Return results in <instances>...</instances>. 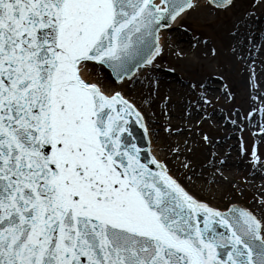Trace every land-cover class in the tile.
I'll list each match as a JSON object with an SVG mask.
<instances>
[{"label":"snow or ice","instance_id":"snow-or-ice-1","mask_svg":"<svg viewBox=\"0 0 264 264\" xmlns=\"http://www.w3.org/2000/svg\"><path fill=\"white\" fill-rule=\"evenodd\" d=\"M197 6L0 0V264H264V216L193 195L134 102L86 75L140 81Z\"/></svg>","mask_w":264,"mask_h":264},{"label":"rangeland","instance_id":"rangeland-1","mask_svg":"<svg viewBox=\"0 0 264 264\" xmlns=\"http://www.w3.org/2000/svg\"><path fill=\"white\" fill-rule=\"evenodd\" d=\"M251 2L252 0H237L231 8L225 11H213L208 7L196 8L185 19V24L190 30L186 31L179 29L177 31L191 39L188 47L191 46L193 48L194 52H196L195 55H197L198 45L206 46L207 51L211 53V49L213 47L218 49L222 44L223 32L221 30L224 29L227 24L231 23L233 16L237 14L240 9L244 8L245 6H249ZM192 36L198 37V39L195 40V43L192 40ZM203 39H206L205 44L202 43ZM196 44L197 46L195 47ZM258 46L260 47L261 43H259ZM161 61L162 62H160L155 69L160 70L159 72L163 71L165 73L174 72L172 75L171 73L165 74V76H168L172 79L171 83H167L172 85L175 82L177 85H180L182 89H187L192 82L191 79H194L197 77V75H202L205 79H208L211 83L209 87L216 91L222 89L221 86L226 80V82L230 83L233 90H222L221 94L224 98L222 100L224 102L226 101L231 103V109L236 107V114L239 115L240 113L247 116V113L245 114L244 111V109L248 111L249 107L247 100V90H239L235 83V81H237L239 76L242 74L241 71L244 70V65H242V63H238L236 60H234L230 66H227L225 60L221 59L219 56V58L211 60L206 64H203L200 60H197L198 67H195V62H193L192 59H188L189 63H187L188 61L186 63L189 64L188 69L190 71L186 72L181 70L176 64V58L171 52L169 45L167 46V51H164ZM200 66L203 70H208L203 73L200 71ZM182 79H184V81ZM254 81V83H256V80ZM153 82L154 84L149 86L152 91L148 89L149 92H151V95L149 93L148 97L156 98L157 102H155V105L153 104V106H149L145 102V110L149 116L153 117L154 112L159 116V121L155 122L154 125L160 128H157L158 130L155 131V133L157 134V139L161 140L168 147V149H165L168 156L167 162L171 166H175L174 171L176 176H178L183 181V183L190 186L191 188H189L191 191L196 196L201 198V200L208 201L222 209H224L229 204V202H244L248 207L254 209L257 213H260V204L255 203L254 198L255 194L257 193L256 189L259 188V185L264 188V179L260 178L261 176L256 174L254 170L250 172L249 165L239 166L237 164L235 167L232 165L228 167L224 157H220L218 160V162L220 161L219 163L221 165L220 172H214L212 169L201 171V168H206L204 166L200 169L198 168L197 171L191 167L189 171L181 164V160L184 157L183 154L190 158L191 152L192 155H195L196 149L198 153H201L203 150L201 142H203L207 135H210V133L213 132L212 122H214L213 120L216 121L217 115L215 113H217L219 108L224 105L222 104L223 102L217 104L214 94H205L202 97V100L200 98L199 101L200 104L205 107V109H191V118H183V121L180 122L182 125L188 124V127L183 129L178 127L180 124H173L174 121H178L176 120L177 116L172 115L173 110L176 111L177 107L175 105L176 103H174L172 100L169 102L167 100L168 97H172V88L167 86L166 89H164L163 87L157 85L155 80H153ZM195 86L197 89L198 85ZM191 91L193 92V89ZM145 93V90L141 92L140 90L134 89L131 91L130 95L134 97L135 101L138 102L139 99L145 97ZM205 101H207V103H205ZM141 103L143 105V99L141 100ZM211 105H213V107ZM161 107L163 109H161ZM183 109H180L181 114ZM226 115L230 116L225 112L222 114V116L218 115L219 117L217 123L220 122L223 124V118H226ZM228 127H233L231 125V119H229L228 122L224 121L223 128L227 129ZM165 129H167V131H165ZM234 129L237 130L238 128ZM239 131L240 130H238V132ZM237 134V132H232L224 140L218 141H220L219 143L222 144L228 142L230 145V151L235 148V153L231 155L232 158L239 154V157L245 160V155L241 154L243 153L242 149L239 147L241 140L238 138ZM250 135L259 137L255 130H252ZM218 141H214L215 144L218 143ZM254 143L255 142L252 143V141L249 142L247 137L245 138L244 146L248 150L247 153L251 155L250 151L253 152L254 145L258 144L260 151L257 155L263 156L264 147H262V145L260 146L259 143ZM221 161H223V163H221ZM259 194H261V192H259Z\"/></svg>","mask_w":264,"mask_h":264},{"label":"bare ground","instance_id":"bare-ground-1","mask_svg":"<svg viewBox=\"0 0 264 264\" xmlns=\"http://www.w3.org/2000/svg\"><path fill=\"white\" fill-rule=\"evenodd\" d=\"M197 4L198 7L202 8L207 6L206 0L197 1ZM257 5L262 6L258 7ZM188 15L189 12L183 17L180 24L173 25L172 27H181ZM221 31L223 32L222 44L218 49H215V47H213L214 52L212 53H209L207 51L206 46L198 45L197 55H195L196 52H194L193 48L191 46L188 47L191 39L177 32L176 29H173L171 32L165 31L164 42L165 46H170L171 52L176 58L175 62L178 67L186 72L190 71L188 69L189 64H187L189 63L188 59H192V61L195 62V67H198L197 60H200L203 64H206L211 60L219 58V56L221 57V59L225 60L227 66H230L231 63L234 62V60H236V62L238 63H242V65H244V70L241 71L242 74L239 76L238 80L235 81V83L239 90H247V100L249 105L250 116L247 118V121H241L240 124L242 129L247 130L248 132H250L252 129H257L258 132H262L261 127H258V125L256 124L257 115L255 113V110L261 107V105H263L264 107V0H252L251 4L240 9L237 14L233 16L231 23L227 24ZM259 43H261L260 48L257 47ZM258 48L259 50L256 53V49ZM89 68L90 72H86V75H88L90 79L102 80L97 77L96 73L98 71H96L95 68H92L91 65H89ZM200 68V71H202L203 73L208 70H203L201 66ZM165 74L168 73H158L154 70H151L146 73L145 76L141 77L140 81H133L128 85H124L123 87H120L119 85L113 82L112 88L123 92L125 91L126 94L130 95L132 90L129 88H132L131 85H136L132 89L136 88L141 92H143L144 90L146 91L145 97H142L143 102L146 99L151 105H155V102H157L156 98L148 97V94L151 93L149 92V90L152 91L149 86H151L150 84L152 78H155V75H159V79H164L163 81L160 80L162 82L160 87L166 89L167 86H170L172 88V97H168L167 100L168 102L172 100L174 103H176L175 105L177 107V110H173L172 115L177 116L176 120L178 121H174V125L180 124V122L183 121V118H191V112L188 109L191 105H195L197 99H200L199 96L200 93H202L201 91L207 92L209 94H215L216 101L221 98L220 90L216 91L210 88V81L205 79L202 75H197V77L191 79L192 82L189 87L187 89H182V87L180 85H177L175 82L172 85L168 84L167 82L171 83L172 79L168 76H165ZM100 75L106 76L105 73H100ZM252 79H256L258 83L256 85H253L251 82ZM195 85H198L197 89ZM144 86H148L146 88L147 90L144 88ZM192 89L193 92L191 91ZM257 95H259L258 102H256L255 100V97ZM142 99L138 100V104L143 109L144 115H146L148 127L152 133V148L155 150L157 156L164 159V161L168 160L167 153L165 151V149H168L167 145H165L161 140H158L156 134H154L153 132L158 130L157 128H160L152 123L159 121V116L157 113L156 117L149 116L145 110V103H143V105L141 103ZM161 109L163 108L161 107ZM180 109H183L182 114L180 113ZM201 109L205 108L201 106ZM215 114L217 115V113ZM218 117L219 116L217 115L216 121L212 119L214 121L212 122L213 132L210 133V135L207 137V140L202 139L203 142L201 143L203 150L201 151V153H198L196 149L195 155H192L191 152L190 158L183 154L184 157L181 160V164H188L187 170L189 171L191 167H193L197 171L198 168L200 169L204 166L206 168H201V171H206V169H212L214 170V172H218V170L220 169V164L218 160L220 157H224L226 162H228V164L226 163L228 167H230L231 165L235 167V165L237 164L239 166L249 165L250 172L254 170L256 171V174L264 176V166H261V163L264 162V157L259 158V161H257L253 156H251V158L246 156L245 160L240 158L238 155L232 158L229 156L231 152H229V148L227 145L228 143L215 144L214 141L217 142L220 139H225L230 135L232 131H234V129L232 128L227 131L223 128V124H221L220 122L217 123ZM149 120L151 121L150 124L148 122ZM178 127L184 129L188 127V124H180ZM254 139L257 138L255 137ZM261 142L264 144V139L261 138ZM233 150L235 152V148H233ZM172 167L175 169L174 165ZM186 187L189 191H191L190 186L186 185ZM256 191L257 193L255 194L254 202L259 203L260 199L264 200V188L259 185V188H257ZM259 192H261L262 195L259 194ZM258 216H264V209L260 210V215Z\"/></svg>","mask_w":264,"mask_h":264},{"label":"water","instance_id":"water-1","mask_svg":"<svg viewBox=\"0 0 264 264\" xmlns=\"http://www.w3.org/2000/svg\"><path fill=\"white\" fill-rule=\"evenodd\" d=\"M238 1H241V0H238ZM113 82V81H112Z\"/></svg>","mask_w":264,"mask_h":264}]
</instances>
